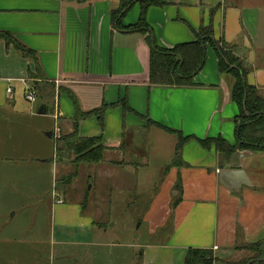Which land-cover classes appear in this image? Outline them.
Segmentation results:
<instances>
[{"label":"crops","instance_id":"obj_1","mask_svg":"<svg viewBox=\"0 0 264 264\" xmlns=\"http://www.w3.org/2000/svg\"><path fill=\"white\" fill-rule=\"evenodd\" d=\"M162 1L163 6H151L145 13L160 49L193 42L201 28L211 25L212 39L235 46L251 67L247 82L264 96V0ZM119 4L0 0V32L34 51L41 69L40 76L30 77L35 74L32 61L0 42V176L3 182L12 178L20 183L21 200L33 197L39 203L48 189L55 192V182L47 188V178L42 180L47 166L55 162L73 171L70 161H55L53 137L54 132L73 130L75 107L69 94L84 113L106 106L102 125L94 115L77 124L80 137H101L107 150L101 163L79 167L80 174L87 172L90 186L76 197L74 207L64 206L67 190L62 203L59 196L51 198L59 205L52 207L55 244L81 248L90 264V247H120L95 241L104 233L97 228L110 222V216L107 221L101 216L104 206L83 211L89 193L104 184L105 198L99 189L104 202L118 190L125 198L132 190L136 198H149L140 224L146 226L145 241L142 236L141 245L128 246L129 254L109 264H184L188 249L211 250L219 259L213 264H227L226 256L238 246L264 239V152H234L220 161L213 145L203 148L197 141L221 137L236 143L234 79L220 72L215 49L201 41L206 57L191 85L150 84L148 34L132 29L142 8L135 4L128 9L122 29H117L111 15ZM31 83L38 91L34 104L25 99ZM123 101L128 109L116 105ZM42 107L45 115L38 114ZM162 127L196 139L182 147L179 166L172 165L177 136ZM29 137L44 145L51 140L52 152L30 145L34 142L25 141ZM167 226L172 227L167 241L157 242ZM14 251L0 247V262L17 264Z\"/></svg>","mask_w":264,"mask_h":264},{"label":"trees","instance_id":"obj_2","mask_svg":"<svg viewBox=\"0 0 264 264\" xmlns=\"http://www.w3.org/2000/svg\"><path fill=\"white\" fill-rule=\"evenodd\" d=\"M85 3L89 0H66ZM140 4L141 15L137 24L132 28L142 33L148 34L147 43L151 47V55L149 62V82L155 85H174L184 86L191 85L192 78L198 72L205 61V50L201 47V41L204 45L209 43L216 51L218 56V66L221 73L230 74L234 79V85L231 89V100L236 103L239 114L235 119L236 143L230 145L221 137L197 140L203 148L214 146L220 161L228 159L238 149L245 150H264V97L258 92V89L251 86L247 82V76L251 71V67L244 59L239 58L236 54L235 46L229 45L223 39H212V26L201 28L196 35V40L176 46L172 50L160 49L155 40L151 42L153 35L145 22L146 10L151 6H163L162 0H120L119 8L112 12V21L117 29H122L121 20L125 13L120 14L127 7ZM129 8V9H130ZM131 30V29H130ZM5 42L6 46H12L16 51L21 53L25 58L30 59L35 68V74L29 73L30 77L37 78L40 76V65L36 53L23 44L18 42L10 33L0 32V42ZM181 58V60H180ZM69 98L75 107V115L73 121V130L69 134L63 135L60 140H55V155L62 158L63 151L68 152L72 159L70 163L73 166L72 173L67 177V181L77 176L78 169L81 165L99 164L103 161L104 152L107 150L102 144L101 137H80L77 132V124L80 120L89 116H97L102 125L103 112L106 106L91 112H81L77 100L72 94ZM124 109H128L126 103L118 102ZM241 120L242 122H238ZM163 128V127H162ZM177 136V145L172 165L179 166L181 164V149L193 137H184L181 133L163 128ZM177 190L180 184L176 185ZM178 202L175 201L173 207ZM244 248L249 249L256 257L253 263L248 260H241L233 264H264V240L247 244ZM219 259L214 257L211 250L188 249L184 257V264H213Z\"/></svg>","mask_w":264,"mask_h":264},{"label":"rangeland","instance_id":"obj_3","mask_svg":"<svg viewBox=\"0 0 264 264\" xmlns=\"http://www.w3.org/2000/svg\"><path fill=\"white\" fill-rule=\"evenodd\" d=\"M213 11L214 10H212L211 13ZM238 55L241 56L240 54ZM36 92L38 93L37 90ZM238 122L242 121L239 120ZM65 134L66 133L58 131V133H53V137L55 140H60V138ZM27 140H29L30 143L34 142L31 137H29V139H25V141L29 143ZM42 142L43 141H36L30 145L35 146L38 150L40 148L43 153H51L53 145L51 140L46 141L45 145ZM235 152L261 153L264 152V150L250 151L238 149L235 150ZM71 159V155H69L68 152L63 151L62 158H58V156H56V160H54L57 163H63L65 161H71ZM132 161L136 160L132 158ZM137 162H140V160H137ZM66 164H68V162ZM13 166L8 167L13 168ZM46 168L47 171L45 175H42V180L44 177V181L47 178V181H45L47 188L55 182V186L53 188L55 192H51L50 189H48L47 192H42L43 197L39 203L37 202L38 205L36 204V199L33 197L25 200H21L19 198L22 193L19 192L21 191L20 183L17 182L14 184L12 178L3 182V176H0V247H9L14 249L17 264H90V261L87 260L86 257L82 256L83 254L80 251L81 248H72L67 245L60 246L58 243L55 244L53 241V233H55L53 221L56 218V215L52 207L53 205H59L56 202L54 203L51 199L53 198V200H57L61 197L62 200H64V193L67 190L66 203L64 206L74 207L77 202L76 197L86 193L85 189L90 186H86V182L89 180L88 174L87 172H82L80 174V171H78L77 176L69 182L66 179L72 173V170L68 171L67 169H63L60 165L58 167L55 162L51 163ZM104 174L106 173L103 172V175ZM103 175V182L107 183L108 181H106V178ZM114 176L117 178V175ZM60 179L63 180L60 181ZM68 184H70V188H66ZM103 185L104 184H102L100 188L96 187L95 192L89 193L83 211L89 212L95 210L96 212V209H100L98 207L99 205L104 206L103 210L104 212L106 211L107 214L101 212V216H106L104 217L105 221H107L110 216V222L106 223L103 229L97 228L98 232L102 230V232L99 233L100 235L103 232L104 233L98 240L96 239L95 241H99L101 243L116 242L120 245V247H90L89 251L93 254L92 264H109L114 262L116 261V258L114 257H123L124 252L125 255L129 254V250H131V248L128 246L134 247L135 245H141L143 243V240H141L142 236H144L145 241L144 234L146 232V226L144 224L141 226L140 224L142 223L149 198H136L137 196L135 191L132 190L129 197H126V199L125 194L122 197V195L119 194L120 191L118 190L117 193H112L110 201L108 200L107 202H104L99 198V189H101V187L102 198H105L104 193L107 190H105L106 188ZM118 186L122 187V183L120 182ZM83 187L85 188L82 190ZM104 203H106V205H104ZM70 224H73L72 220H70ZM170 230H172V227L167 226L162 233H159L155 238L157 242L165 243ZM105 231L108 233H105ZM245 245L247 244L238 246L237 248L239 251H234L231 255L226 256L228 261L225 263L233 264L241 260H248L253 263L257 260L255 259L256 257H254V253L250 252L249 249L244 248ZM10 254H12L11 250ZM19 259L20 262H18ZM0 264H2V262H0Z\"/></svg>","mask_w":264,"mask_h":264},{"label":"built area","instance_id":"obj_4","mask_svg":"<svg viewBox=\"0 0 264 264\" xmlns=\"http://www.w3.org/2000/svg\"><path fill=\"white\" fill-rule=\"evenodd\" d=\"M8 92L11 93V90L9 89ZM25 99L30 104H34L37 101V92H36L34 86L32 85V83L26 86V89H25ZM58 203H62V199H60L58 201Z\"/></svg>","mask_w":264,"mask_h":264},{"label":"water","instance_id":"obj_5","mask_svg":"<svg viewBox=\"0 0 264 264\" xmlns=\"http://www.w3.org/2000/svg\"><path fill=\"white\" fill-rule=\"evenodd\" d=\"M130 7H127L125 10H123L122 12H121V14H120V17L129 9ZM151 42H152V47H153V42H154V37H153V35L151 36ZM202 46H203V44H202ZM180 60H181V58H180ZM182 61V60H181ZM45 113H46V111H45V108H40V110H39V112H38V114L39 115H45ZM47 136L48 137H50L51 136V133H48L47 134Z\"/></svg>","mask_w":264,"mask_h":264}]
</instances>
